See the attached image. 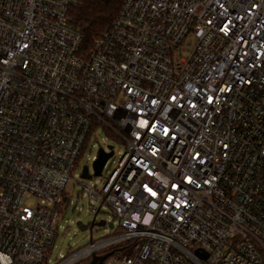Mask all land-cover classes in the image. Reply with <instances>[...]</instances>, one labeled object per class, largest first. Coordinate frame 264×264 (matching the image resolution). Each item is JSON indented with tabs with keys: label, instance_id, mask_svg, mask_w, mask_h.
<instances>
[{
	"label": "built area",
	"instance_id": "2783aa9c",
	"mask_svg": "<svg viewBox=\"0 0 264 264\" xmlns=\"http://www.w3.org/2000/svg\"><path fill=\"white\" fill-rule=\"evenodd\" d=\"M78 3L0 0V264H49L96 126L120 232L59 264H264V0H122L89 50Z\"/></svg>",
	"mask_w": 264,
	"mask_h": 264
},
{
	"label": "rangeland",
	"instance_id": "374dc122",
	"mask_svg": "<svg viewBox=\"0 0 264 264\" xmlns=\"http://www.w3.org/2000/svg\"><path fill=\"white\" fill-rule=\"evenodd\" d=\"M108 146H113L114 156L108 160L102 176H94V158L97 157L100 148L109 151ZM125 149L126 144L114 132L105 129L103 126L93 128L84 154L65 189L64 200L60 205V218L55 228L56 242L49 252V264H59L65 257L88 247L92 242L106 240L119 234V221L107 206H102L96 215V225L91 231V224L95 217L92 208H98L99 203L83 190V186L86 185L100 191L106 182V178L117 167ZM85 166L89 169L90 179L82 178V171ZM99 222L107 224L106 226H98L97 223ZM78 223H82L88 229H80ZM111 223L115 225L114 229L109 228L108 225ZM114 262L115 259L112 257L106 261V264H113Z\"/></svg>",
	"mask_w": 264,
	"mask_h": 264
},
{
	"label": "trees",
	"instance_id": "16d2710c",
	"mask_svg": "<svg viewBox=\"0 0 264 264\" xmlns=\"http://www.w3.org/2000/svg\"><path fill=\"white\" fill-rule=\"evenodd\" d=\"M121 7L122 0H79L71 9L73 23L84 36V49L89 50L93 47L95 41L112 25ZM88 142L89 140L81 157ZM82 264H89V260Z\"/></svg>",
	"mask_w": 264,
	"mask_h": 264
},
{
	"label": "water",
	"instance_id": "95a60500",
	"mask_svg": "<svg viewBox=\"0 0 264 264\" xmlns=\"http://www.w3.org/2000/svg\"><path fill=\"white\" fill-rule=\"evenodd\" d=\"M108 150L106 151L104 148H100L98 151L97 158L93 162V170H94V176H102L103 169L107 163V161L113 157L114 155V148L113 146H108ZM82 178L84 179H90L91 175L89 174V169L87 166L83 168L82 171ZM96 225V217H94L92 224H91V231L92 228ZM98 226H106L105 222H99L97 223ZM78 226L82 230H87L88 227L83 225L82 223H78ZM110 229H114V224L111 223L108 225ZM115 255V251L108 252L104 255H92V260L89 264H104L109 258L113 257ZM207 257V256H206Z\"/></svg>",
	"mask_w": 264,
	"mask_h": 264
},
{
	"label": "flooded vegetation",
	"instance_id": "af4514ba",
	"mask_svg": "<svg viewBox=\"0 0 264 264\" xmlns=\"http://www.w3.org/2000/svg\"><path fill=\"white\" fill-rule=\"evenodd\" d=\"M107 253V252H106ZM106 253H102V254H100V255H104V254H106Z\"/></svg>",
	"mask_w": 264,
	"mask_h": 264
}]
</instances>
